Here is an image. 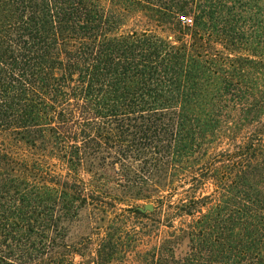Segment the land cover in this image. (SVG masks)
I'll use <instances>...</instances> for the list:
<instances>
[{
  "label": "trees",
  "instance_id": "16d2710c",
  "mask_svg": "<svg viewBox=\"0 0 264 264\" xmlns=\"http://www.w3.org/2000/svg\"><path fill=\"white\" fill-rule=\"evenodd\" d=\"M0 264H264V0H0Z\"/></svg>",
  "mask_w": 264,
  "mask_h": 264
},
{
  "label": "rangeland",
  "instance_id": "374dc122",
  "mask_svg": "<svg viewBox=\"0 0 264 264\" xmlns=\"http://www.w3.org/2000/svg\"><path fill=\"white\" fill-rule=\"evenodd\" d=\"M145 205V204H143ZM93 227V219L88 212L81 213L78 221L69 225V238L71 241H78L81 237L89 235Z\"/></svg>",
  "mask_w": 264,
  "mask_h": 264
},
{
  "label": "water",
  "instance_id": "95a60500",
  "mask_svg": "<svg viewBox=\"0 0 264 264\" xmlns=\"http://www.w3.org/2000/svg\"><path fill=\"white\" fill-rule=\"evenodd\" d=\"M153 207L151 204H145L143 207H137L139 212L152 211Z\"/></svg>",
  "mask_w": 264,
  "mask_h": 264
},
{
  "label": "built area",
  "instance_id": "2783aa9c",
  "mask_svg": "<svg viewBox=\"0 0 264 264\" xmlns=\"http://www.w3.org/2000/svg\"><path fill=\"white\" fill-rule=\"evenodd\" d=\"M185 22H186V24H190L191 23L190 19H186Z\"/></svg>",
  "mask_w": 264,
  "mask_h": 264
}]
</instances>
